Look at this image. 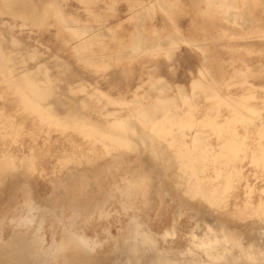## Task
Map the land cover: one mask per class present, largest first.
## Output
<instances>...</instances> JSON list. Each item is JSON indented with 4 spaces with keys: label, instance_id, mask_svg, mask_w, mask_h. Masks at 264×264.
<instances>
[{
    "label": "rangeland",
    "instance_id": "obj_1",
    "mask_svg": "<svg viewBox=\"0 0 264 264\" xmlns=\"http://www.w3.org/2000/svg\"><path fill=\"white\" fill-rule=\"evenodd\" d=\"M48 2L50 15L43 16V24L35 28L31 16L43 15ZM25 3L24 7L23 0H0V33L5 36L0 41L17 51L25 48L16 55L17 67L23 66L20 62L25 56L30 68L43 63L53 75L64 77L59 82L63 91L67 81L83 79L94 86L90 90L112 98L131 101L138 94L145 102L160 95L176 98L181 106L180 94L191 93V84L201 79L205 86L221 89L234 105L254 92L258 98L252 103L264 110V0ZM13 38L18 41L15 47ZM3 76L0 69V80ZM0 90L8 92L5 83L0 82ZM9 96L7 99H13ZM84 96L69 94L74 104ZM191 96L200 103L202 117L209 106L206 95L198 90ZM0 97V108L14 107L13 102ZM92 103L100 108L103 101ZM115 107L110 104L109 109ZM225 113L229 115V111ZM58 133L51 134V144L40 154L35 147L37 139L25 135L11 145L0 133V223L4 220L0 234L4 239L13 231V219L36 198L58 215L44 223L41 232L47 244L55 243L56 249L64 229L80 231L96 241L92 260L109 262L100 258L109 253L113 258V243L124 235L131 215L120 209L116 184L125 186L129 173L147 169L153 173L159 170L160 188L153 192L154 204L146 207L141 220L158 233L174 230L169 240L175 250L187 248L191 238L202 243L204 237L223 238L225 233L242 236L245 245L253 240L262 243L264 112L239 128L246 145L245 152L236 157L220 155L221 144L210 128L195 127L186 134L176 130L167 146L161 143L156 148L157 154L151 150L150 140L143 149L110 145L113 151L108 153L101 143L93 145L77 134L74 140L83 150H73L70 138ZM194 135L200 151L189 153ZM109 193L114 195L106 204L109 215L100 217L98 207ZM76 210L81 213L79 218L74 215ZM50 259H55L52 264H62V257Z\"/></svg>",
    "mask_w": 264,
    "mask_h": 264
},
{
    "label": "bare ground",
    "instance_id": "obj_2",
    "mask_svg": "<svg viewBox=\"0 0 264 264\" xmlns=\"http://www.w3.org/2000/svg\"><path fill=\"white\" fill-rule=\"evenodd\" d=\"M47 5L43 9V15L35 13L31 16L30 24L35 28L41 27L43 16L50 15V2ZM1 38L5 39L2 33ZM12 44L14 47L18 44L17 38H13ZM24 49L21 48L19 51ZM19 51L17 48L5 46L0 41V69L4 71L0 82L6 84L8 91L6 93V90H0V94L4 101L8 100L14 104L13 108L7 106L0 108V133L11 145L19 143L25 135L30 136L31 140L37 139L35 147L38 148L36 150L39 154L51 144L53 132L70 138L73 150H83V147L74 140V135L77 134L93 145L101 143L108 153L113 151L110 145H114L115 149L131 147L143 149L142 146L150 140L151 150L155 153L156 148L158 150L159 146H162L161 143L167 146L169 138L176 130L186 134L187 129L202 127L210 128L217 134L222 148L221 156L236 157L245 152L246 145V137L240 136L239 128L247 127L253 117L260 118L264 112L258 104L252 103L258 98L254 92L244 96L234 105L221 89L211 85L205 86L201 79L191 84V93L180 92L181 106L177 105L176 98H165L160 95L154 99L149 97L147 103L140 98L142 95L138 94L131 101L124 97L112 98L104 92L90 90V87L94 89V86L83 79L65 80L67 87L63 91L59 82L62 83L64 77L61 79V75L56 73L53 75L46 64L40 63L35 68H30L27 57L22 56L20 63L23 66L17 67L19 59L16 55ZM31 57L35 58V55H30ZM200 74L202 77L205 76L203 71ZM141 86L139 85L137 90L141 89ZM198 90L206 95L209 102L202 117H199L200 103L191 96ZM79 93L85 96L74 104L69 94ZM7 95H11L13 99H7ZM93 101L97 103L103 101L102 106L99 108L93 105ZM110 104L116 107L109 109ZM225 111H229V115ZM224 135L226 136L223 137ZM41 138L43 140L39 142ZM31 140L28 144L33 143ZM197 142V135H194L193 149H190L189 153L200 151ZM127 176L125 186L116 184V187L120 191L118 200L120 209L131 214L130 219L124 235L113 243L115 247L112 251L113 258L109 257L110 253L105 254L100 259L110 261H102L100 264H264L262 233L259 237L262 240V243L259 241L260 245L255 240L245 245L242 236L226 233L223 238L204 237V242L197 243L191 238L192 234L187 248L175 250L173 240H169V237L174 235V230L158 233L141 220L146 207L154 204L153 192L160 188L157 180L158 176H161L159 170L153 173L147 169H138ZM159 180L163 183L161 178ZM111 197L114 195L107 194L103 205L98 207L100 217L109 215L106 204ZM26 206L19 216H14V227L10 236L4 239L0 234V264H52L55 259L50 258L59 257H62V264H97L92 260L95 259L93 252L96 247L93 238L80 231L64 229L61 245L54 249L55 243L47 244L41 231L48 218L58 215H54L50 211L51 208L39 204L36 198ZM74 215L79 218L81 213L76 210ZM3 221L0 223L1 229ZM35 222L36 226L33 228Z\"/></svg>",
    "mask_w": 264,
    "mask_h": 264
},
{
    "label": "crops",
    "instance_id": "obj_3",
    "mask_svg": "<svg viewBox=\"0 0 264 264\" xmlns=\"http://www.w3.org/2000/svg\"><path fill=\"white\" fill-rule=\"evenodd\" d=\"M20 1H21V0H20ZM25 2H26V0H23V3H24L23 6H24V7H25V5H26ZM18 5L22 6L20 2L18 3Z\"/></svg>",
    "mask_w": 264,
    "mask_h": 264
}]
</instances>
